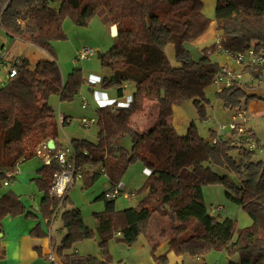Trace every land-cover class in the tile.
Listing matches in <instances>:
<instances>
[{
    "label": "trees",
    "instance_id": "16d2710c",
    "mask_svg": "<svg viewBox=\"0 0 264 264\" xmlns=\"http://www.w3.org/2000/svg\"><path fill=\"white\" fill-rule=\"evenodd\" d=\"M102 8L110 28H117L112 47L99 57L101 66L110 70L102 85L113 87L118 97L128 85L135 92L127 107L110 103L97 109L94 142H70L74 178L83 181V188L102 176L110 186H116L128 167L140 161L147 172L145 194L135 208L118 211L115 200L105 199L106 191L102 193L99 199L104 201V210L93 214L102 256L83 255L74 246L94 239L96 233L72 206L69 189L60 199L50 195L59 168L54 160L43 165L40 177L34 180L42 194L39 212L49 225L59 217L65 230L59 244L50 238L58 263L111 264L108 241L120 233L119 240L129 246L147 236L154 260L161 263L166 257L154 253L167 241L176 255L199 258L224 250L228 257L238 256L228 264H264V162L254 160L255 143L259 142L254 129L241 124L240 132L231 131L224 140L212 130L204 139L193 123L181 136L171 122L173 106L186 102L192 103L199 120L207 118L210 102L206 90L220 71L210 58L218 45L202 51L197 60L187 49L209 25L200 0H62L57 8L48 0H0V26L5 34L51 57L34 67L23 58L12 62L8 72L15 69L16 75L7 77L0 88V186L11 180L7 174L19 163L35 157L39 146L56 141L57 114L51 97L71 102L84 82L78 67L62 81L52 43L66 38L63 20L68 17L85 27ZM215 29L221 33V48L233 53L251 49L264 59V0H217ZM167 46L173 47L177 66L168 62ZM239 69L252 81H232L233 85L221 88L216 97L225 110L245 112L250 101L261 99L254 90L264 82V66L244 64ZM146 99L158 102V119L147 133L140 134L128 125L129 111H140ZM123 137H129L130 149L119 145ZM56 147L55 143L52 154ZM215 167L221 172L214 171ZM208 185L223 187L225 197L250 216L251 225L237 229L234 219H219L209 212L202 191ZM21 214L32 215L13 191L4 193L0 197V227L6 216ZM29 234L32 238L47 236L39 224ZM38 253L47 257L40 250ZM4 258L5 250L0 248V260Z\"/></svg>",
    "mask_w": 264,
    "mask_h": 264
},
{
    "label": "rangeland",
    "instance_id": "374dc122",
    "mask_svg": "<svg viewBox=\"0 0 264 264\" xmlns=\"http://www.w3.org/2000/svg\"><path fill=\"white\" fill-rule=\"evenodd\" d=\"M49 4L52 8L59 7L62 0H48ZM103 9V8H102ZM206 17V16H205ZM207 18V17H206ZM208 19V18H207ZM22 26L25 25V22H20ZM107 22H103L99 20L96 16L91 22L85 26H77L73 23L70 18H65L62 23L63 31L66 35V38L63 40H56L52 43L54 52H55V60L60 69L62 76L67 77V74L70 73L74 67H78L82 71V77L84 82L81 86L85 84V79L87 80L89 77H94L98 79V84L94 87L96 90L107 91L109 96L115 95V90L113 87H102V81L105 78L110 76V70L102 67L99 57L97 53L103 54L107 52L113 45V37L111 34V28L108 30ZM110 31V34H109ZM200 37V36H199ZM197 39V38H196ZM81 48H89L92 50L93 54L89 56V58L81 61H77L75 63L74 59L76 57L77 50ZM187 49L190 51L191 55L195 60L199 58V52L195 49H191V47L187 46ZM19 47L13 45L11 39L5 34L2 27L0 26V88L3 87L7 82V73L9 67L12 63V57L18 52ZM8 54V56L4 57ZM12 55V56H11ZM165 55L172 66H177L178 63L175 60L174 50L172 46H167L165 49ZM216 85H211L206 90V97L210 102L209 110L207 111V118L205 120H199L197 117L193 120V124L195 125L196 132L198 136L201 138L207 139L210 135V131L214 130L216 133L219 132V128L221 126L224 127V134H229L230 128V120H233L232 117L234 115V111L225 110L219 100L216 97L218 92ZM85 100V99H83ZM82 100V101H83ZM50 102L53 105L56 114H58V106L60 105V101L58 96H52ZM61 110H64L66 105H73L76 111V115L71 119L70 129L67 130L68 133H74L70 136L71 139H86L91 142L96 140L97 134V126L93 125L90 128H84L81 124V119L86 117L90 119L91 114L86 110L81 109L80 101L77 97L72 102H62ZM187 107H193L191 102H186L182 105L173 106L172 112H175V108H178L182 113L186 112ZM77 109V110H76ZM81 113L78 115V113ZM246 118L249 123H245V127H252L255 130L257 138L259 140L258 143H255L257 146L255 150L254 160H261L264 162V124L262 122H255L252 120L251 114H249L246 109ZM173 117V113H172ZM191 123V124H192ZM74 131V132H71ZM119 145L126 149H130L131 142L129 137H123L119 141ZM43 146V145H42ZM39 146L38 148L42 147ZM37 148V149H38ZM34 151V150H33ZM38 161V160H35ZM144 165L142 162L137 161L131 164L124 175L121 177L116 187H120L121 184L127 186L124 188L126 193L135 194L134 197H130L129 199H124L122 196L115 199V208L118 211L127 208H135L140 200V198L145 194L144 183L146 181V177L144 175ZM216 172H221L218 168H213ZM5 182V181H4ZM2 182L0 186V196L9 191L13 190L12 184H16L19 186L16 181H6L5 185ZM29 184V183H28ZM110 184L106 177H99L95 182H93L90 186L83 188V181L76 178L73 183L69 187V197L72 202V206L76 207L80 210L84 224L91 230H93L96 235L92 240L82 241L74 246V249L79 251L80 254L83 255H93L98 258L102 256V251L99 248V238L100 236L95 231L96 230V221L93 216L94 213H98L104 210V201L100 200L99 197L102 193L110 189ZM123 189V190H124ZM19 195H22V199L24 200L27 207H30L29 200L31 197L35 195L38 196L35 202V209H38V203L40 201L39 194L37 192V187L34 183H31L29 186H20L19 190H16ZM139 192L137 195L136 192ZM203 191V199L204 203L209 212H213L215 217L219 219H224L226 217L234 219L237 224V229H243L249 227L252 223V219L250 216L242 210L238 205L234 204L230 200L225 197L224 189L220 185H208L202 188ZM41 197V196H40ZM217 208H222V211H217ZM39 213V212H38ZM22 218V219H20ZM25 216L16 215L10 217V220H24ZM28 220L33 224L32 226L40 225V228L46 232L47 236L42 240L38 241V244L42 246V250L44 253L48 252V244L50 242L49 237L53 236L56 244H59L62 236L65 235V230L62 228V224L60 218L58 217L55 222L48 227L46 221L42 218L41 214H38V217L29 216ZM5 222V221H4ZM31 228V227H30ZM30 228L28 230H30ZM62 230V231H60ZM15 231V230H13ZM144 236H140L136 242V245H142ZM112 242L114 245L121 243L118 237V241L115 243L114 239L111 238L108 241ZM149 244H147L148 246ZM125 246V245H124ZM150 247V245H149ZM107 249L110 253V246H107ZM217 251H211L210 257H214V254ZM222 262L224 264H228L229 262H235L238 260V256L234 255L228 257L226 253L223 255ZM188 257V256H187ZM39 264H50L49 261H46L44 257H39Z\"/></svg>",
    "mask_w": 264,
    "mask_h": 264
},
{
    "label": "crops",
    "instance_id": "0c3cea01",
    "mask_svg": "<svg viewBox=\"0 0 264 264\" xmlns=\"http://www.w3.org/2000/svg\"><path fill=\"white\" fill-rule=\"evenodd\" d=\"M200 1L202 2L203 5L202 13L204 14V16L208 18L209 25L206 31L202 35H200V37H198L197 39H195L194 41L188 44V46L191 47V49H195L196 51H198L199 55H201L202 51L206 49H212L214 46H216V44H218L219 42V38L221 35V33L216 31L215 29V9H216L217 0H200ZM96 16L99 18V20H102L103 22L106 21L107 24L105 25H107L108 30H110V23L106 11L104 9H100L96 13L95 17ZM11 41L14 46L19 47L18 52L14 55L15 57H12L13 58L12 62L23 58L28 61L30 67H34L39 61L48 60L51 58L45 51L33 46L32 44L24 43L22 41L12 40V39ZM6 56H8L7 53L4 57ZM210 58L213 62L217 63L219 67L225 66L233 72H238L240 70L239 67L232 62V60L227 58V56L223 55L218 50H215L211 54ZM61 78L62 81L65 82L67 77L64 78V76H62L61 74ZM243 80H245L244 83L250 81L248 80L247 77L245 78L243 77ZM257 83L258 82H253V85H256ZM249 84L252 83L249 82ZM95 86H88L85 82L83 87L79 89L77 95L75 96L80 101V105L82 104L83 99L87 101L88 106L85 109H82L81 107V109L82 110L87 109L86 111H88V113H90L92 116L90 117V119H94V120L97 119V109L102 105L103 102L105 104L115 103L118 107L124 108L128 106L135 92L134 87L132 85H128L125 86L122 97H118L116 95V92L115 95L109 96L107 91L96 90L94 88ZM102 87L105 88L103 85ZM216 88L218 89V87ZM254 93L257 96H259L261 99L250 101L247 104L246 109L248 110L249 114H251L253 121L262 122L264 124V82L258 83V85L254 90ZM59 104L60 105L58 106L57 111L59 114H61L66 118L67 122L64 125L58 124V132H57L58 135L56 141L55 142L53 141L54 146L56 143V146L58 148L70 144V142L74 140V139L70 140L71 138L70 136H72L74 133L69 134L67 130L70 129L71 119L77 114L73 105L65 104L64 110L62 111L61 107L63 104L62 102H60ZM174 111L175 112H172L173 113V117L171 120L172 126L174 127L178 135L183 136L187 133L188 128L190 127L193 120L196 117L198 118L197 112L194 109V107H187L186 112L183 113L178 108H175ZM158 112H159L158 102L155 99H146L144 100L143 107L140 111H134V110L129 111L128 125L134 131L140 134L147 133L157 122ZM79 114L81 113L79 112L78 115ZM249 122L250 121H248L247 123ZM263 145L264 144L261 143V145L259 146L261 147ZM42 167H43L42 161L37 157H32L31 159L23 161L16 166V175L10 181L11 183L13 181H16V183H18L19 186H16V184H12L13 190H9V191H13L16 195L19 196L20 201L23 203L25 207V210L27 212H30V214L32 215L26 216L23 214L25 216L24 220H10V217L13 216H6L2 220L0 227V248H4L5 258L0 260V264H39L38 260L39 257L41 256L39 255L38 250H40L41 253L45 255L49 253L50 249H52V246L49 242L48 252L44 253V251L42 250V246L38 244V241L42 240L43 238H32L29 234L30 231L35 226H32L33 224L31 223V221L28 220V217L29 216L38 217V214L40 213L39 212L40 201L38 203V209L34 208L38 196H36V198L35 195L31 197L29 200V203L31 205L30 207H27L24 200L22 199V195H19L18 192L16 191L19 190L20 186H29L31 185V183L35 184L34 180L40 177L39 171L41 170ZM144 175L145 177H147L146 176L147 172L145 171V168H144ZM119 188L124 189L127 188V186L125 185L123 186L121 184ZM38 194L41 200L42 194L40 192H38ZM54 222L52 221L51 224L49 225L46 221V224L48 227H51V225ZM29 228L30 230H28ZM41 230L44 231L43 229ZM118 237L119 236L113 238L115 243L118 241ZM50 238H52V240L55 242L53 236L52 237L50 236L49 240ZM120 242L121 243L119 244L116 243V245H114L112 242H109L108 245L110 246L109 254L112 257L111 264H224L221 261L222 258L224 257L223 256L225 253L224 250L215 252L214 257L212 258L210 257L211 253H209L204 257L191 258L184 255H176L174 252L170 251L167 241H163L157 248L156 252L154 253V255L157 257H161V256L166 257V262L161 263L154 260L151 250L152 244L147 236H144L143 241L141 243L142 245H136L135 243L134 245L129 246L122 241ZM147 244H149L150 247L149 245L147 246ZM44 259L48 261L46 257H44Z\"/></svg>",
    "mask_w": 264,
    "mask_h": 264
},
{
    "label": "built area",
    "instance_id": "2783aa9c",
    "mask_svg": "<svg viewBox=\"0 0 264 264\" xmlns=\"http://www.w3.org/2000/svg\"><path fill=\"white\" fill-rule=\"evenodd\" d=\"M217 46V50L221 52L223 55L227 56L234 64H236L238 67L247 64L249 66H264V59L254 53L253 50H248L244 53H233L227 49H223L219 46V42ZM93 54L92 50L89 48H81L77 50L76 52V57L74 59L75 63L77 61L85 60L89 58V56ZM15 63H19V60H16ZM16 75V70L11 69L7 73L8 78H12ZM243 79L242 74L238 72H233L229 70L227 67L223 66L220 67V71L216 75L214 79V85L218 87V91L223 88V87H229L233 85L232 81H235L237 83H240ZM252 81V78L249 79ZM86 84L88 86H95L98 84V79L94 77H89L86 80ZM102 105H105L103 102ZM101 105V106H102ZM88 106V103L86 100L82 101L81 107L82 109H85ZM233 120H230L229 128L230 132L231 131H241V124H245L248 122V119L246 118V112L244 111H236L234 112V115L232 117ZM66 122V118L62 116L61 114H57V123L59 125H63ZM96 120L94 119H88L83 117L81 119V124L84 128H89L92 125H94ZM224 127L221 126L219 128V132H217L218 139L224 140L227 135L229 134H224ZM217 142V139L214 141V143ZM56 152L52 154V151L55 149V146L53 149L47 148V145H43L42 147L38 148L35 151V157L39 158L42 161V164L44 166H49L52 162V160L55 161V163L58 166V171L54 173L53 175V180H52V186L50 189V195H52L55 198H62L66 191L69 189L71 184L74 181L75 177V169L72 166V158L74 156L73 149L70 144H67L65 146H62L60 148L56 147ZM251 149L253 146L251 145ZM16 175V168L15 170L11 171L10 173L7 174V178L12 179ZM6 185L7 183L4 182ZM122 196L124 199H129L130 197H134L135 194H128L126 191L123 189H120L119 187L116 186H111L109 190H107L104 194L105 199L107 200H115L118 197ZM217 211H222V208H217ZM117 236L120 235V233H116ZM48 261L51 264H59L53 249H50L49 253H47Z\"/></svg>",
    "mask_w": 264,
    "mask_h": 264
},
{
    "label": "water",
    "instance_id": "95a60500",
    "mask_svg": "<svg viewBox=\"0 0 264 264\" xmlns=\"http://www.w3.org/2000/svg\"><path fill=\"white\" fill-rule=\"evenodd\" d=\"M111 34H112V36H116L117 35L116 26H112L111 27ZM97 55H98V57L101 56L100 53H97ZM46 145H47V148H49V149H53L54 148V143H53L52 140H49Z\"/></svg>",
    "mask_w": 264,
    "mask_h": 264
}]
</instances>
